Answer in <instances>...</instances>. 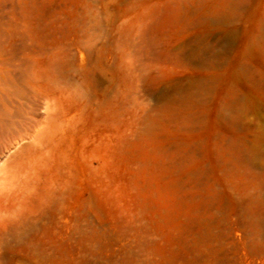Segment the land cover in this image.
I'll return each mask as SVG.
<instances>
[{"label": "rangeland", "instance_id": "374dc122", "mask_svg": "<svg viewBox=\"0 0 264 264\" xmlns=\"http://www.w3.org/2000/svg\"><path fill=\"white\" fill-rule=\"evenodd\" d=\"M0 264H264V0H0Z\"/></svg>", "mask_w": 264, "mask_h": 264}, {"label": "bare ground", "instance_id": "6f19581e", "mask_svg": "<svg viewBox=\"0 0 264 264\" xmlns=\"http://www.w3.org/2000/svg\"><path fill=\"white\" fill-rule=\"evenodd\" d=\"M256 145H259V144H255V146H256Z\"/></svg>", "mask_w": 264, "mask_h": 264}]
</instances>
